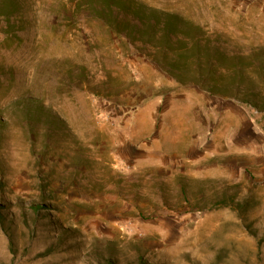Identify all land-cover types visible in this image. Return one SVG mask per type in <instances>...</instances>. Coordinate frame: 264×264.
<instances>
[{
  "label": "rangeland",
  "instance_id": "374dc122",
  "mask_svg": "<svg viewBox=\"0 0 264 264\" xmlns=\"http://www.w3.org/2000/svg\"><path fill=\"white\" fill-rule=\"evenodd\" d=\"M0 264H264V0H0Z\"/></svg>",
  "mask_w": 264,
  "mask_h": 264
}]
</instances>
